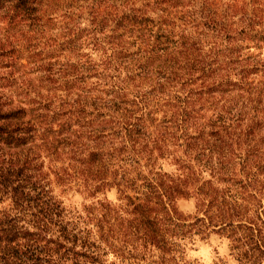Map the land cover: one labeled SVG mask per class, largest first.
Returning <instances> with one entry per match:
<instances>
[{
    "label": "trees",
    "instance_id": "1",
    "mask_svg": "<svg viewBox=\"0 0 264 264\" xmlns=\"http://www.w3.org/2000/svg\"><path fill=\"white\" fill-rule=\"evenodd\" d=\"M211 232L264 264V0H0V264H189Z\"/></svg>",
    "mask_w": 264,
    "mask_h": 264
},
{
    "label": "rangeland",
    "instance_id": "2",
    "mask_svg": "<svg viewBox=\"0 0 264 264\" xmlns=\"http://www.w3.org/2000/svg\"><path fill=\"white\" fill-rule=\"evenodd\" d=\"M107 196L109 199H114L115 192L111 191ZM82 202L83 197L79 194L70 195L66 200L67 204L76 206H80ZM178 205L186 214L194 212L193 199L180 200ZM183 259L189 264H237L229 239L217 232L197 237L195 243L187 247Z\"/></svg>",
    "mask_w": 264,
    "mask_h": 264
}]
</instances>
